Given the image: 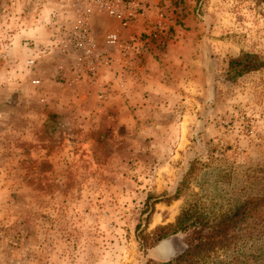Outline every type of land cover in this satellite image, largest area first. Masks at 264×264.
Instances as JSON below:
<instances>
[{"label": "rangeland", "instance_id": "rangeland-1", "mask_svg": "<svg viewBox=\"0 0 264 264\" xmlns=\"http://www.w3.org/2000/svg\"><path fill=\"white\" fill-rule=\"evenodd\" d=\"M150 5L0 0V264L157 262V227L184 209L215 221L264 197V66L229 73L244 52L264 61V0H155L160 21L116 32ZM79 20L88 57L62 45Z\"/></svg>", "mask_w": 264, "mask_h": 264}, {"label": "trees", "instance_id": "trees-1", "mask_svg": "<svg viewBox=\"0 0 264 264\" xmlns=\"http://www.w3.org/2000/svg\"><path fill=\"white\" fill-rule=\"evenodd\" d=\"M263 66L264 61L259 55L244 52L239 57L231 58L229 73L237 77ZM263 202L264 197L246 199L235 209L214 219L215 221L209 216L199 217L200 220L195 221L190 209H184L175 223L157 227V240L160 245L155 248V252L160 259L148 264H247L251 258V264L259 263L258 259L264 256V249H261L260 254H254L242 251L240 246L250 240L263 238L264 225L259 226L255 222L257 217L264 216ZM256 231L260 234L254 235ZM181 232L188 233L186 247L173 254V236ZM220 250L230 251V261H218V254L213 259Z\"/></svg>", "mask_w": 264, "mask_h": 264}, {"label": "built area", "instance_id": "built-area-1", "mask_svg": "<svg viewBox=\"0 0 264 264\" xmlns=\"http://www.w3.org/2000/svg\"><path fill=\"white\" fill-rule=\"evenodd\" d=\"M112 14H114L116 18H120L124 25H127L128 22L136 16L134 9H130L124 13L122 11H118V9H113ZM71 30L70 38L66 39L68 43L64 45V40L62 42L63 47H67L69 45L71 49L82 51L83 54L88 57L92 53L93 47H91V34L86 22L79 20L78 26L72 28ZM118 40L119 38L117 34H111L109 36V41L111 43H116Z\"/></svg>", "mask_w": 264, "mask_h": 264}, {"label": "crops", "instance_id": "crops-1", "mask_svg": "<svg viewBox=\"0 0 264 264\" xmlns=\"http://www.w3.org/2000/svg\"><path fill=\"white\" fill-rule=\"evenodd\" d=\"M142 1H146V0H142ZM150 2V10H147L145 14H142L138 20H136V22L128 27V28H124V27H117L116 28L118 29L116 32H120V34L123 35V37L125 38H132V37H135L133 35H135L137 31L136 27L138 26L141 30V28L143 27H148L151 23H154V22H158L161 20L162 16H160V14H156V10H155V6H154V3H155V0H148ZM105 33L107 34L108 33V30L105 31ZM127 38V39H128ZM103 50H108L110 52L113 53L114 56L116 57H120V53H119V47L117 45H111L108 40H106V43L103 44ZM111 54V53H110ZM112 55V54H111ZM116 70L118 69H115L113 71H110L108 70V68H105V74L102 75V80L103 81H109V80H112L113 77L115 79V76H118ZM120 71V70H119ZM153 72L154 71H151V72H145L146 74L149 73V77L148 79H151L150 77L153 75ZM121 74V72H120ZM121 78L120 76L117 77L115 80L118 81V79ZM150 81V80H149Z\"/></svg>", "mask_w": 264, "mask_h": 264}]
</instances>
